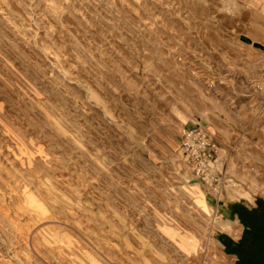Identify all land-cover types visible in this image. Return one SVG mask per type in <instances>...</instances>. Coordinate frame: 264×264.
Instances as JSON below:
<instances>
[{"label":"rangeland","instance_id":"obj_1","mask_svg":"<svg viewBox=\"0 0 264 264\" xmlns=\"http://www.w3.org/2000/svg\"><path fill=\"white\" fill-rule=\"evenodd\" d=\"M263 12L264 0H0V264H223L218 238L245 231L220 230L231 207L264 200L263 170L259 186L235 176L264 169ZM195 124L219 148L218 185L180 153ZM234 184L251 201L231 200Z\"/></svg>","mask_w":264,"mask_h":264},{"label":"built area","instance_id":"obj_2","mask_svg":"<svg viewBox=\"0 0 264 264\" xmlns=\"http://www.w3.org/2000/svg\"><path fill=\"white\" fill-rule=\"evenodd\" d=\"M180 153L192 169L196 180L211 185H218L222 180L223 164L219 148L212 140L211 134L201 124H195L192 128L184 130Z\"/></svg>","mask_w":264,"mask_h":264},{"label":"trees","instance_id":"obj_3","mask_svg":"<svg viewBox=\"0 0 264 264\" xmlns=\"http://www.w3.org/2000/svg\"><path fill=\"white\" fill-rule=\"evenodd\" d=\"M231 211L233 217L239 218L245 231L238 243L226 236L218 238L225 247V253L236 256V264H264V200H258L254 209L234 205Z\"/></svg>","mask_w":264,"mask_h":264},{"label":"bare ground","instance_id":"obj_4","mask_svg":"<svg viewBox=\"0 0 264 264\" xmlns=\"http://www.w3.org/2000/svg\"><path fill=\"white\" fill-rule=\"evenodd\" d=\"M199 83H202V81L199 80ZM210 85H213L212 82H210ZM210 131L213 132L214 129L211 128ZM243 170H244V173L239 171L235 174V176L238 179H242V180H244L245 178H249V180H251V183L253 185L259 186L258 185L259 183L255 179L254 174H257L260 170L264 171V169L260 168L259 165L251 164V167H245ZM259 189H260L259 191L262 194H264V186H259ZM24 195H25V202H26L30 212L34 215V217H39V216L44 215V209L40 205V202L34 196L28 195L27 192H24ZM229 197L231 200L246 199V200L251 201V196L248 193L241 191L240 187L237 186L236 184L232 185L231 191L229 192ZM196 203L204 206V202L202 200L198 199ZM204 208H206V207L204 206ZM237 226L238 225L234 226V225L229 224V223H223L220 226V230L223 233L228 234L229 236H232L234 238H238V235L240 233V227H237ZM183 247L188 251H190V250L195 251L197 248V244H194V243L186 244V243H184Z\"/></svg>","mask_w":264,"mask_h":264},{"label":"crops","instance_id":"obj_5","mask_svg":"<svg viewBox=\"0 0 264 264\" xmlns=\"http://www.w3.org/2000/svg\"><path fill=\"white\" fill-rule=\"evenodd\" d=\"M263 15V18H264V13L262 14ZM235 205V204H234ZM248 209H254L255 207L253 206V207H247ZM229 223L230 224H232V225H234V226H236V225H238V223H239V220H238V217L237 216H235V221H229ZM240 227V226H239ZM243 228H242V232H241V234H240V236H239V240H240V238H241V236H242V233H243ZM220 244V243H219ZM221 245V244H220ZM223 247V246H222ZM223 250H225L224 249V247L222 248ZM221 260H222V263L223 264H236L237 263V261H238V258L237 257H235V256H232V255H227V254H223V256L221 257Z\"/></svg>","mask_w":264,"mask_h":264}]
</instances>
